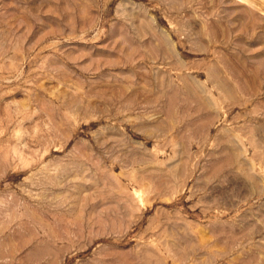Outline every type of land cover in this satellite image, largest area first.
<instances>
[{
  "label": "rangeland",
  "instance_id": "obj_1",
  "mask_svg": "<svg viewBox=\"0 0 264 264\" xmlns=\"http://www.w3.org/2000/svg\"><path fill=\"white\" fill-rule=\"evenodd\" d=\"M0 264H264V0H0Z\"/></svg>",
  "mask_w": 264,
  "mask_h": 264
}]
</instances>
